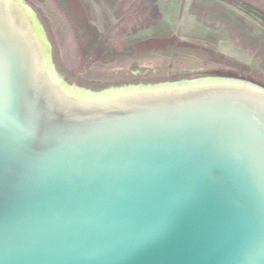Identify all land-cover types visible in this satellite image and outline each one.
Listing matches in <instances>:
<instances>
[{"label": "water", "instance_id": "95a60500", "mask_svg": "<svg viewBox=\"0 0 264 264\" xmlns=\"http://www.w3.org/2000/svg\"><path fill=\"white\" fill-rule=\"evenodd\" d=\"M0 264H264L260 67L136 0H0Z\"/></svg>", "mask_w": 264, "mask_h": 264}, {"label": "rangeland", "instance_id": "374dc122", "mask_svg": "<svg viewBox=\"0 0 264 264\" xmlns=\"http://www.w3.org/2000/svg\"><path fill=\"white\" fill-rule=\"evenodd\" d=\"M170 27L260 67L264 25L231 0H136ZM264 12V0H244Z\"/></svg>", "mask_w": 264, "mask_h": 264}]
</instances>
